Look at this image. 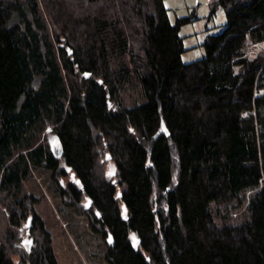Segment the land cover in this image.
<instances>
[{
  "label": "trees",
  "instance_id": "obj_1",
  "mask_svg": "<svg viewBox=\"0 0 264 264\" xmlns=\"http://www.w3.org/2000/svg\"><path fill=\"white\" fill-rule=\"evenodd\" d=\"M210 6L185 63L163 0H0V264H58L33 168L108 264H264V0Z\"/></svg>",
  "mask_w": 264,
  "mask_h": 264
},
{
  "label": "rangeland",
  "instance_id": "obj_2",
  "mask_svg": "<svg viewBox=\"0 0 264 264\" xmlns=\"http://www.w3.org/2000/svg\"><path fill=\"white\" fill-rule=\"evenodd\" d=\"M163 1L172 23L176 17L192 18L180 27L184 48L181 61L186 63L202 58L205 55V37L219 33L224 27L226 15L223 8H217L211 15L210 4L213 0ZM68 181L69 176L60 178L63 185ZM26 186L39 198L36 209L50 232L58 264H108L103 257L106 244L88 229L83 215L62 201L48 171L33 168Z\"/></svg>",
  "mask_w": 264,
  "mask_h": 264
},
{
  "label": "water",
  "instance_id": "obj_3",
  "mask_svg": "<svg viewBox=\"0 0 264 264\" xmlns=\"http://www.w3.org/2000/svg\"><path fill=\"white\" fill-rule=\"evenodd\" d=\"M165 130V129H164ZM51 150L56 154V156L58 155L57 153L59 152V151H61V148L60 147H57V146H55L53 143L51 144ZM58 152H57V151ZM70 177H72V178H74V174L73 173H70ZM77 185H78V187L80 188L81 186H82V184H81V182L78 180V179H75V181H74ZM89 205V204H88ZM137 245V243L135 244V246Z\"/></svg>",
  "mask_w": 264,
  "mask_h": 264
},
{
  "label": "crops",
  "instance_id": "obj_4",
  "mask_svg": "<svg viewBox=\"0 0 264 264\" xmlns=\"http://www.w3.org/2000/svg\"><path fill=\"white\" fill-rule=\"evenodd\" d=\"M179 32H180V30H179Z\"/></svg>",
  "mask_w": 264,
  "mask_h": 264
}]
</instances>
